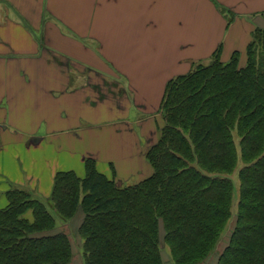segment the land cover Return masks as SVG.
Masks as SVG:
<instances>
[{"label":"trees","instance_id":"trees-1","mask_svg":"<svg viewBox=\"0 0 264 264\" xmlns=\"http://www.w3.org/2000/svg\"><path fill=\"white\" fill-rule=\"evenodd\" d=\"M239 59L217 51L166 83L148 176L124 183L87 156L48 197L7 189L0 264H72L76 250L82 264H264V28Z\"/></svg>","mask_w":264,"mask_h":264},{"label":"crops","instance_id":"crops-1","mask_svg":"<svg viewBox=\"0 0 264 264\" xmlns=\"http://www.w3.org/2000/svg\"><path fill=\"white\" fill-rule=\"evenodd\" d=\"M257 27L264 0H0L1 127L39 144L62 124L130 130L133 108L142 164L166 83L217 51L243 58ZM124 145L136 146L110 162L117 177L134 162Z\"/></svg>","mask_w":264,"mask_h":264},{"label":"rangeland","instance_id":"rangeland-1","mask_svg":"<svg viewBox=\"0 0 264 264\" xmlns=\"http://www.w3.org/2000/svg\"><path fill=\"white\" fill-rule=\"evenodd\" d=\"M242 55L243 58L239 59V66L245 64V52ZM105 101L104 104L108 107L109 102ZM77 111L81 110L77 109ZM131 113L133 115L128 120L131 124L126 123L131 127L125 126L124 128L130 130L118 132L117 129L124 127L122 122L107 123L94 129L84 130H74L68 125L62 124L59 128H66L63 132L52 133L39 144L37 141H31L32 138L27 139L19 133L11 131V129H3L0 124V166L8 172L6 174L1 172L3 175H0V208L5 206V191L11 187L28 190L35 196L48 197L56 172L72 170L82 176L84 174L83 160L87 156L95 158L97 169L100 172L111 176V170L114 168L113 165L110 167V162L113 163L116 161L114 160L116 156L122 154L124 148L121 149V146L127 142L130 145H136L132 147V150L124 145L126 146V153L130 152L131 155V151L134 150L131 157L134 162L126 165L130 170L122 172L117 178L122 176L124 183H133L151 174V166L145 158L142 159L141 164L140 155L142 151L136 144L139 139H142L143 134H141L140 125L135 121L142 117L133 108ZM115 116L118 117L119 115L116 113ZM3 117L4 114H0V119ZM157 118L159 120V117ZM151 123H154V119L151 120ZM120 151L122 152L120 153ZM43 178L50 179V183H47ZM230 178L234 188L232 210L235 211L239 183L236 171L230 175ZM40 179L41 187L37 185ZM43 184H45L44 187ZM73 228L76 230V227ZM72 264H82L77 250L73 256ZM167 264L169 263L167 262Z\"/></svg>","mask_w":264,"mask_h":264}]
</instances>
